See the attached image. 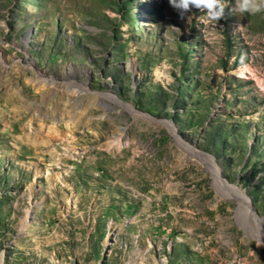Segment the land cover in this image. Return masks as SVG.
Masks as SVG:
<instances>
[{
    "label": "rangeland",
    "instance_id": "374dc122",
    "mask_svg": "<svg viewBox=\"0 0 264 264\" xmlns=\"http://www.w3.org/2000/svg\"><path fill=\"white\" fill-rule=\"evenodd\" d=\"M223 2L0 0L1 264H264V11Z\"/></svg>",
    "mask_w": 264,
    "mask_h": 264
},
{
    "label": "clouds",
    "instance_id": "9594fccd",
    "mask_svg": "<svg viewBox=\"0 0 264 264\" xmlns=\"http://www.w3.org/2000/svg\"><path fill=\"white\" fill-rule=\"evenodd\" d=\"M168 3L181 20H184L193 9L205 13L206 21L219 22L226 15V6L223 0H168ZM261 11H264V0H235V4L231 8V12L239 16L254 15Z\"/></svg>",
    "mask_w": 264,
    "mask_h": 264
},
{
    "label": "bare ground",
    "instance_id": "6f19581e",
    "mask_svg": "<svg viewBox=\"0 0 264 264\" xmlns=\"http://www.w3.org/2000/svg\"><path fill=\"white\" fill-rule=\"evenodd\" d=\"M63 129L64 128H61V131H63ZM47 137H48L49 140H53V139H56L57 138L54 134H52V132ZM116 140H117V137H116V135H114L113 137L110 138V144L111 145H114L117 142ZM89 152L90 151H88L87 153H89ZM216 173H217V171H216ZM216 181L221 185V187L224 190L229 191L231 194H233L241 202L244 210L248 214H250L251 216H255V213H254V211L251 208V203H250L249 198L238 187H236L235 185H229V184H227L225 181L221 180L218 177V174H216Z\"/></svg>",
    "mask_w": 264,
    "mask_h": 264
},
{
    "label": "water",
    "instance_id": "95a60500",
    "mask_svg": "<svg viewBox=\"0 0 264 264\" xmlns=\"http://www.w3.org/2000/svg\"><path fill=\"white\" fill-rule=\"evenodd\" d=\"M251 206H252V203H251Z\"/></svg>",
    "mask_w": 264,
    "mask_h": 264
}]
</instances>
